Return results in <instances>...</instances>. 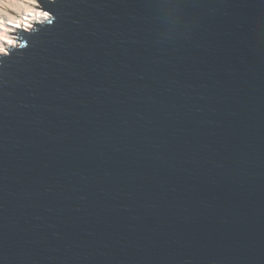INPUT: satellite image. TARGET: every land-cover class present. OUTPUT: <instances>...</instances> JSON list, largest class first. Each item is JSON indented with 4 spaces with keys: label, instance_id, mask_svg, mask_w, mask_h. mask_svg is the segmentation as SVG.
<instances>
[{
    "label": "water",
    "instance_id": "water-1",
    "mask_svg": "<svg viewBox=\"0 0 264 264\" xmlns=\"http://www.w3.org/2000/svg\"><path fill=\"white\" fill-rule=\"evenodd\" d=\"M0 53V264H264V0H38Z\"/></svg>",
    "mask_w": 264,
    "mask_h": 264
},
{
    "label": "bare ground",
    "instance_id": "bare-ground-1",
    "mask_svg": "<svg viewBox=\"0 0 264 264\" xmlns=\"http://www.w3.org/2000/svg\"><path fill=\"white\" fill-rule=\"evenodd\" d=\"M45 12L38 8L37 0H0V48L4 49L0 53H6L9 47L17 45L12 34L18 28L28 30L48 19L50 13L45 16Z\"/></svg>",
    "mask_w": 264,
    "mask_h": 264
},
{
    "label": "rangeland",
    "instance_id": "rangeland-1",
    "mask_svg": "<svg viewBox=\"0 0 264 264\" xmlns=\"http://www.w3.org/2000/svg\"><path fill=\"white\" fill-rule=\"evenodd\" d=\"M38 1V0H37ZM38 8L40 9V10H44V11H46V12H48V10H46V9H44L43 7H42V5L40 4V2L38 1ZM49 13V12H48ZM13 36H15V39H16V37H17V33H13L12 34ZM17 40V39H16ZM7 53V52H6Z\"/></svg>",
    "mask_w": 264,
    "mask_h": 264
},
{
    "label": "snow or ice",
    "instance_id": "snow-or-ice-1",
    "mask_svg": "<svg viewBox=\"0 0 264 264\" xmlns=\"http://www.w3.org/2000/svg\"><path fill=\"white\" fill-rule=\"evenodd\" d=\"M44 15L47 16V15H49V13L45 12ZM7 42L8 43H11V41H7ZM3 51H4V49L3 48H0V52H3Z\"/></svg>",
    "mask_w": 264,
    "mask_h": 264
}]
</instances>
